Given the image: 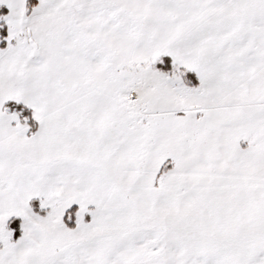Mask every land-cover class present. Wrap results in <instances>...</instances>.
Returning a JSON list of instances; mask_svg holds the SVG:
<instances>
[{"label": "snow or ice", "instance_id": "6c2138e0", "mask_svg": "<svg viewBox=\"0 0 264 264\" xmlns=\"http://www.w3.org/2000/svg\"><path fill=\"white\" fill-rule=\"evenodd\" d=\"M0 264H264V0H0Z\"/></svg>", "mask_w": 264, "mask_h": 264}]
</instances>
